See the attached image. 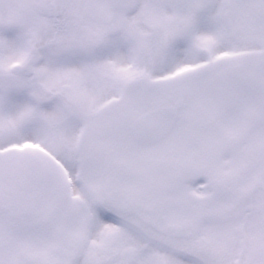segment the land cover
<instances>
[{"label": "flooded vegetation", "instance_id": "1", "mask_svg": "<svg viewBox=\"0 0 264 264\" xmlns=\"http://www.w3.org/2000/svg\"><path fill=\"white\" fill-rule=\"evenodd\" d=\"M58 5L59 0H0V37L16 33L31 37L39 27L43 41L37 40L36 52L56 49L62 40L75 39V63L90 65L82 74L85 77L75 78V93L80 85L90 86L89 93L96 103L87 111L74 106L75 200L87 203L88 198L102 194L116 205L117 198L127 199L125 206L119 208L107 202L109 212L120 219L107 223L115 227L114 231L130 234L138 246H142L144 236L138 230L146 228L148 234L158 238L160 230L168 228L169 240L185 241L182 244L185 248L179 249L187 250L202 264L264 262V124L250 130L238 144L228 141L249 127L259 110L254 104L257 110L249 113L250 117L235 111L237 102L230 93L232 87L245 91L236 76L246 77L251 63L245 65L243 72L236 67L224 68L222 50L212 53L210 48L192 46H178L180 50H187L194 61L174 70L146 62L151 58H143V52L137 49L133 63L114 62L115 58L109 61L110 47L101 54L97 53L99 47L86 45L90 44L92 36L112 39L125 34L128 12L115 10L111 22L99 24L83 14V5L81 15L86 20L81 21L76 1L75 12L66 11L65 15L58 13ZM32 8L39 13V19L33 15ZM39 8L42 10L38 11ZM16 15L20 16L19 20ZM22 17L27 18L21 20ZM118 18L119 24L116 23ZM101 25H111V30L94 32L90 29ZM166 49L167 46L163 48ZM23 69L22 74H30V78L25 77L22 82L25 84L29 79V88L37 85L35 79L31 80L30 68ZM7 81L10 85L16 83L14 79ZM129 93L136 95V103L143 100L160 103L153 107L147 106L146 101L136 105L134 108L141 109L139 114L177 100L185 101L186 106L189 100L204 102L207 110L194 108L184 117L188 127L176 134L172 133L174 126L162 141L143 147L130 137L128 126L117 128L116 119L121 118L125 106L131 107L127 102ZM42 95L41 98L51 102H69L58 90L49 91L48 95L45 90ZM202 119L212 125L201 129ZM179 120L177 118L176 123ZM24 142L0 146V222L34 226L46 193L60 226L52 256L34 264H78L75 254L80 250V238H67L68 224L64 227L67 213L61 200V187L48 177L43 160L33 157L31 143L22 145ZM160 144L163 146L159 150L147 152ZM165 160L168 174L163 177L161 170ZM144 179L150 181L149 196L164 197L168 205L156 207L140 202ZM75 214L78 215L76 208ZM256 219L257 222L253 221ZM78 235L75 228V236ZM199 239L204 247L201 251L193 247ZM129 251L126 255L134 258L133 250ZM67 257L71 258L67 261Z\"/></svg>", "mask_w": 264, "mask_h": 264}, {"label": "rangeland", "instance_id": "2", "mask_svg": "<svg viewBox=\"0 0 264 264\" xmlns=\"http://www.w3.org/2000/svg\"><path fill=\"white\" fill-rule=\"evenodd\" d=\"M59 1L58 13L75 12L76 1L79 19L86 20L81 15L83 0ZM52 7L54 8V5ZM32 10L33 15L39 19V13L34 11V8ZM37 10L40 11L42 8ZM19 17V15L15 16L18 20ZM25 18L22 17L21 20ZM119 21L120 18L116 23L119 24ZM22 22L20 21V23ZM124 26L125 34L112 38V40L98 35L92 36L90 44H87L86 47L111 46V60L109 61H114L115 58L114 62L122 64L130 61L127 49L134 48V51L137 49V52H143V58H151L146 62H153L156 66L159 64L169 66L174 70L179 65L194 61L186 53L187 50H180L178 46L190 47L189 45L193 44L201 49L210 48L212 53L218 49L223 50L229 54L223 58L224 66L232 64V67H236L235 69H239L240 72L244 71L243 68L246 64L260 62L264 81V0H142L137 13L128 17ZM37 28L36 34L30 37L32 44L27 43L23 33L0 37V90L5 91L4 95L0 97V146L9 142L31 143L33 151L40 150L37 153L38 156L48 158L54 164L52 166L50 164V166L57 171L59 178H66L69 183V193L73 198V200L67 199V203L74 207L75 204L77 205L80 211L78 216L82 221V226L78 224L82 234L84 233V241H82L79 251V254L83 255L81 264H200V260L183 263L180 260L171 259L163 252L152 248L148 249L145 246L142 250L143 244L138 246L135 238L130 234L120 230L114 231L115 227L108 225L103 217H99L94 210V207L97 206L103 210L106 206L113 205L110 198H104L102 194H97L98 197L89 199L87 203L77 202V200L75 202V189H77L75 187V121L72 122V119L75 120L74 106L76 105L78 110L87 111L88 108L90 109L92 105L96 104L92 101L93 96L89 93L90 86L80 85L75 93V78L85 77L82 74L85 72V68L90 65L75 63V39L62 40L56 45L58 46L56 49L50 48V50L41 52L43 56H40L41 53L33 52V45L36 42L38 44L37 40L43 41L41 29ZM90 29L94 32H104L108 29L111 30V25L93 26ZM27 44L30 45V48L26 51ZM166 46L168 49L163 50ZM235 49L242 50L243 53L232 55ZM31 51L32 55L29 54ZM152 52L154 54L150 56L149 54ZM17 62L36 72L38 86L35 85L31 89L28 87V81L24 84L21 80L24 79L25 74H12L9 65ZM11 79H14L16 83L10 85L7 80ZM27 89L30 90L23 94L22 92ZM59 89L69 96V103H66L68 117L64 114L65 111L62 112L58 106L40 107L41 102H44V97L41 98V96L45 90L48 95L49 91ZM96 89L99 92V89ZM230 93L237 102L235 111L246 113L249 117V113L256 112V106L243 89L232 87ZM26 94L31 96L37 94L40 97L35 98L37 103H27L24 99ZM136 99L134 93H129L127 102L131 107H124L121 118L116 119L117 128L129 127L132 118L139 115L141 109L134 107L145 103L146 100L136 103ZM158 104L160 103L146 101V105L149 107ZM193 109L196 111L207 110L206 103L189 100L185 109L179 114L178 119L180 120L176 123L172 133L177 132L176 134H178V131L183 127L189 126L184 117ZM113 116L115 117L114 114ZM211 125V122L206 119H202L200 122L201 129H206ZM33 143H40L43 148H39ZM162 146L163 144L152 146L147 152L157 151ZM166 164L168 161L165 160L161 170L163 177L168 174L167 169L164 168ZM61 173L64 174V177ZM151 184H153L152 181ZM150 189V181L144 179L145 195H149ZM79 200H82L81 196H79ZM164 200V197H160L158 201L163 203ZM117 201V204L113 205L114 207H124L123 199L117 198ZM120 201H123V205ZM89 209L92 211V216L89 215L91 212ZM253 221L257 222L258 219ZM158 235L159 239L169 240L166 233ZM169 242L175 243V246L181 248L185 243V241L170 240ZM202 244L199 239L193 247L201 251L204 249ZM129 250H133L134 258L126 255L125 252ZM249 264H264V262L255 261Z\"/></svg>", "mask_w": 264, "mask_h": 264}, {"label": "water", "instance_id": "3", "mask_svg": "<svg viewBox=\"0 0 264 264\" xmlns=\"http://www.w3.org/2000/svg\"><path fill=\"white\" fill-rule=\"evenodd\" d=\"M138 2L139 0H85L84 13L98 22H108L111 19L110 10L133 11ZM13 69L19 70L20 67L15 66ZM238 79L247 88L252 100L260 105V109L252 124L236 133L235 137L238 139L233 142L235 144L243 141L249 130L264 124V84L260 74V63L255 62L252 65L250 74L246 78L238 77ZM184 106L182 101H176L171 106H161L145 112L131 124L129 131L131 137L143 145L162 139L176 123L177 112ZM43 167L46 169L45 166ZM55 184L58 183L55 182ZM50 200L49 195L44 193L38 210L37 223L34 226L0 222V264H34L43 262L52 256L53 247L57 241L55 234L59 222L54 218L55 214ZM61 200L64 201L68 215V220H65L68 224L67 238L69 240L78 239L75 236V223L79 222V217L75 214L74 207L64 200L63 195ZM78 233H80L79 230ZM70 258L67 257L66 260Z\"/></svg>", "mask_w": 264, "mask_h": 264}]
</instances>
